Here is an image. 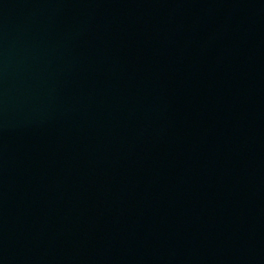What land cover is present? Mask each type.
I'll list each match as a JSON object with an SVG mask.
<instances>
[{"label":"water","instance_id":"water-1","mask_svg":"<svg viewBox=\"0 0 264 264\" xmlns=\"http://www.w3.org/2000/svg\"><path fill=\"white\" fill-rule=\"evenodd\" d=\"M0 264H264V0H0Z\"/></svg>","mask_w":264,"mask_h":264}]
</instances>
